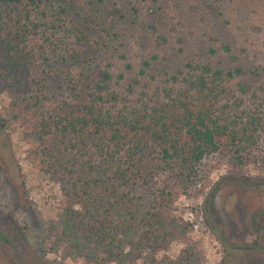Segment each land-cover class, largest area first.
Returning <instances> with one entry per match:
<instances>
[{
  "label": "trees",
  "instance_id": "1",
  "mask_svg": "<svg viewBox=\"0 0 264 264\" xmlns=\"http://www.w3.org/2000/svg\"><path fill=\"white\" fill-rule=\"evenodd\" d=\"M71 14L65 0H0V93L10 96L14 121L29 115L32 156L63 193L39 252L63 249L87 264H201L187 238L193 225L170 210L191 195L208 158L243 166L260 149L264 113L221 104L224 76L243 70L188 64L200 73L179 92L121 104L113 75L94 74L97 58L69 52L68 40L82 33ZM176 240L188 244L177 260L157 257Z\"/></svg>",
  "mask_w": 264,
  "mask_h": 264
},
{
  "label": "rangeland",
  "instance_id": "2",
  "mask_svg": "<svg viewBox=\"0 0 264 264\" xmlns=\"http://www.w3.org/2000/svg\"><path fill=\"white\" fill-rule=\"evenodd\" d=\"M65 2L82 31L68 40L69 52L97 58L94 74L113 75L111 89L121 104L179 92L185 78L200 73L186 65H210L243 70L224 76L221 104L239 114L264 113V0ZM10 105L9 94L0 93V229L9 239L0 241V264H87L63 249L45 256L38 250L42 236L53 235L47 222L62 215L63 193L32 156L29 115L14 121ZM259 147L243 166L208 158L191 195L173 203L171 216L193 225L187 238L202 253L201 264H264V134ZM187 245L173 241L157 257L177 260Z\"/></svg>",
  "mask_w": 264,
  "mask_h": 264
},
{
  "label": "flooded vegetation",
  "instance_id": "3",
  "mask_svg": "<svg viewBox=\"0 0 264 264\" xmlns=\"http://www.w3.org/2000/svg\"><path fill=\"white\" fill-rule=\"evenodd\" d=\"M8 232L0 229V241L3 243H9V239L7 236Z\"/></svg>",
  "mask_w": 264,
  "mask_h": 264
}]
</instances>
